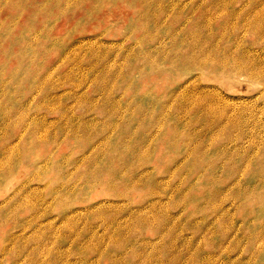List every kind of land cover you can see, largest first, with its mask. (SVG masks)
<instances>
[{"label":"rangeland","instance_id":"374dc122","mask_svg":"<svg viewBox=\"0 0 264 264\" xmlns=\"http://www.w3.org/2000/svg\"><path fill=\"white\" fill-rule=\"evenodd\" d=\"M0 264H264V0H0Z\"/></svg>","mask_w":264,"mask_h":264},{"label":"bare ground","instance_id":"6f19581e","mask_svg":"<svg viewBox=\"0 0 264 264\" xmlns=\"http://www.w3.org/2000/svg\"><path fill=\"white\" fill-rule=\"evenodd\" d=\"M233 64V65H232ZM232 68H234L237 72H241L242 74H245L247 76L251 75V73L253 72V70L256 68V65L252 63L250 64H246L243 62L242 65H238V62L235 61L234 63H232ZM228 65V64H227ZM237 74V73H236ZM239 75V74H238Z\"/></svg>","mask_w":264,"mask_h":264}]
</instances>
